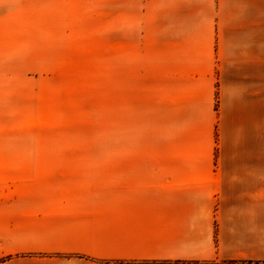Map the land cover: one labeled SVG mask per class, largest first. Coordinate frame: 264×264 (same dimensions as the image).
Wrapping results in <instances>:
<instances>
[{
	"label": "rangeland",
	"instance_id": "374dc122",
	"mask_svg": "<svg viewBox=\"0 0 264 264\" xmlns=\"http://www.w3.org/2000/svg\"><path fill=\"white\" fill-rule=\"evenodd\" d=\"M233 161H264V0H0V162Z\"/></svg>",
	"mask_w": 264,
	"mask_h": 264
},
{
	"label": "crops",
	"instance_id": "0c3cea01",
	"mask_svg": "<svg viewBox=\"0 0 264 264\" xmlns=\"http://www.w3.org/2000/svg\"><path fill=\"white\" fill-rule=\"evenodd\" d=\"M264 261V161L0 162V264Z\"/></svg>",
	"mask_w": 264,
	"mask_h": 264
},
{
	"label": "trees",
	"instance_id": "16d2710c",
	"mask_svg": "<svg viewBox=\"0 0 264 264\" xmlns=\"http://www.w3.org/2000/svg\"><path fill=\"white\" fill-rule=\"evenodd\" d=\"M223 264H264V261L228 260V261H223Z\"/></svg>",
	"mask_w": 264,
	"mask_h": 264
}]
</instances>
